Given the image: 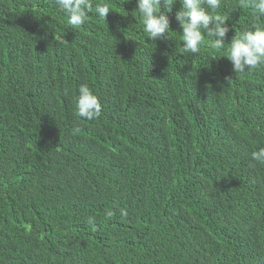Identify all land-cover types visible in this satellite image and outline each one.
I'll list each match as a JSON object with an SVG mask.
<instances>
[{
    "label": "trees",
    "instance_id": "obj_1",
    "mask_svg": "<svg viewBox=\"0 0 264 264\" xmlns=\"http://www.w3.org/2000/svg\"><path fill=\"white\" fill-rule=\"evenodd\" d=\"M93 3L106 20L75 28L55 0H0V264H264V67L237 74L207 35L184 53L179 3L157 41L136 0ZM219 12L227 43L264 25Z\"/></svg>",
    "mask_w": 264,
    "mask_h": 264
},
{
    "label": "clouds",
    "instance_id": "obj_2",
    "mask_svg": "<svg viewBox=\"0 0 264 264\" xmlns=\"http://www.w3.org/2000/svg\"><path fill=\"white\" fill-rule=\"evenodd\" d=\"M177 3L182 5L175 12V19L182 29L184 53L199 54L207 35L213 38L210 46L215 50L224 49L228 45L221 57L232 62L233 70L237 74L264 67V25L254 24L251 30L236 33L231 42L227 43L228 19L219 12L222 0H136L135 11L139 12L143 31L151 40L169 38L170 31H173L169 14ZM55 4L68 17V23L75 28L87 24L92 14L106 20L112 10L108 3L94 4L93 0H55ZM239 6H250L257 20L264 17V0H239ZM76 107L77 114L88 120L98 118L102 112L99 97L87 85L80 86ZM252 159L264 165V148L253 151ZM107 215L111 217L112 212ZM121 215L126 216V211L122 210Z\"/></svg>",
    "mask_w": 264,
    "mask_h": 264
}]
</instances>
